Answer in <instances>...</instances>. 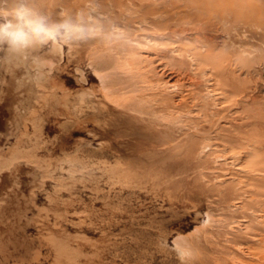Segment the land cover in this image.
<instances>
[{
  "label": "rangeland",
  "instance_id": "obj_1",
  "mask_svg": "<svg viewBox=\"0 0 264 264\" xmlns=\"http://www.w3.org/2000/svg\"><path fill=\"white\" fill-rule=\"evenodd\" d=\"M87 2L36 0L38 6L57 18L61 11H77ZM99 2L101 12L106 17L110 15L107 18L115 23L117 30L110 38L98 37L70 49L73 59L78 56L83 59L76 73L70 64L73 75H69L72 82L67 86L74 92L78 88L76 76L80 78L82 74L87 87L92 84L99 88V74H112V88L128 94L124 96L117 90L125 97L122 100L114 93L122 104L128 102L123 113L129 121L121 123L118 116L117 121L122 130L130 126L131 146L139 152L122 160L120 169L130 167L134 175L127 184L119 181V171L110 170L111 166L116 167L114 158L109 155L106 159L99 153L113 142L110 136L94 137L86 129L65 124L64 118L55 128H48L51 123L45 121L47 125L42 133L27 126L25 138H45L51 147V143L59 142V137H66L67 128L70 129L72 134L65 141L64 152L38 151L43 162L51 160V167L62 164L65 172L47 174L43 171L44 163L34 164L28 152L24 160L15 139L20 132L14 115L16 94L5 89L8 94L0 103V165H6L0 166V191L4 192H0V226H4L0 231L3 234L0 246L14 249L15 256L23 255L20 252L31 245L41 248V255L47 253L44 254L47 259L39 264L54 263L53 243L60 242L66 249L61 258L65 264L67 261L70 264H264V0ZM141 3L161 5L160 26L151 18L147 25L142 22L137 9L133 10ZM68 50L63 51L62 60ZM107 54H112V59ZM130 54L141 59L142 70L146 69L143 74L141 71L137 76L131 72L134 75H130L124 68L122 71L118 68L123 67L124 57ZM108 58L112 61L110 66H99ZM89 61L93 62L92 67ZM142 76L148 80L143 81L146 87ZM206 90L212 93L211 97ZM161 97L173 106L156 111ZM138 100L147 101L140 104ZM136 107H143L141 113ZM136 110L140 115L133 112ZM150 110L159 113L157 117ZM170 115L180 121L176 123L174 118L172 121ZM163 117H171L170 122H163ZM107 120L100 119L96 124ZM148 138L149 145L139 149L133 146L137 140ZM13 144L16 146L11 149ZM13 152L19 159L12 155L15 161L11 163L10 158L7 162L9 153ZM53 237L55 241L48 243ZM0 259L10 258L4 253Z\"/></svg>",
  "mask_w": 264,
  "mask_h": 264
},
{
  "label": "bare ground",
  "instance_id": "obj_2",
  "mask_svg": "<svg viewBox=\"0 0 264 264\" xmlns=\"http://www.w3.org/2000/svg\"><path fill=\"white\" fill-rule=\"evenodd\" d=\"M51 3H52V1H50ZM74 2V1H73ZM80 3V2H79ZM73 5H76V3L74 4V3H72ZM72 4H71V7H72ZM60 6H61V2H60ZM129 7H130V5H128ZM67 7H69V6H67ZM131 9H132V6H131ZM130 9V10H131ZM134 9H137V13L139 12L140 14L139 15H141L142 16V22L144 23V24H148L149 23V19L151 18V19H155V20H157L156 22V26L158 25V26H160V18H161V15L159 14V12H160V9H161V5L160 6H157V5H148V4H144V3H141L137 8H133V10ZM119 11V10H118ZM187 11V10H186ZM64 12V11H63ZM63 12L61 11V15L63 14ZM136 12V11H135ZM108 15V14H107ZM124 15V14H123ZM110 15H108L107 17H109ZM116 16V15H115ZM133 16V15H132ZM135 16V15H134ZM152 16V17H151ZM140 17V16H139ZM132 18V17H131ZM140 19V18H139ZM162 19V18H161ZM123 21V20H122ZM140 21V20H139ZM143 23H141V24H143ZM188 23H189V21H188ZM142 26V25H141ZM182 27V26H181ZM185 27H187V25L185 26ZM201 27V26H200ZM154 28V27H153ZM174 28H176V27H174ZM189 28V27H188ZM196 28V27H195ZM194 28V29H195ZM141 29V28H140ZM172 29V28H171ZM181 29V28H180ZM224 29V28H223ZM205 35V34H204ZM244 34H242V36H243ZM160 37V36H159ZM210 37V36H209ZM208 37V38H209ZM195 38V37H194ZM213 38V37H212ZM195 39H197V38H195ZM96 40V39H95ZM94 40V41H95ZM205 39H204V37H203V41H204ZM195 42H196V40H194ZM198 41V40H197ZM214 41V40H213ZM150 42V41H149ZM228 42H230V41H228ZM224 44H226L225 43V41L223 42ZM149 44V43H148ZM198 44H199V42H198ZM197 44V45H198ZM201 46V45H200ZM117 47V46H116ZM234 47V46H233ZM233 47H232V49H233ZM141 48H142V46H141ZM201 48H203V46L201 47ZM115 49V48H114ZM113 50V49H112ZM238 50H240V49H238ZM66 52V51H65ZM121 51H119V50H116V53L117 54H119ZM63 53V52H62ZM62 53L58 56V57H56L55 59H54V66H53V68L51 69V75H50V77L48 78V80H47V82H46V84L42 87V88H40V89H37V90H35V91H33V92H27V93H23V94H17V93H15L16 94V100H17V105H16V107H15V109H14V111H15V114L14 115H16V123H17V128L18 129H20V132H19V135L17 136V138H15L16 139V145H17V148H18V152L20 151V153H22V155L23 156H20V157H23V159L25 160V158H24V154H25V152H28V154H29V158H30V160L32 161V160H34V164L36 163V164H40V165H42L41 163H44L43 165L45 166H43L44 168H43V171L44 172H46L47 174H49V173H51V172H63L64 171V167L62 166V164H58L57 165V167H51V160L50 161H45V162H43V160H42V157L41 156H39V154H40V152H38V151H44V152H49V151H51V150H53L54 152H56V151H63L64 152V149H65V141L67 140V137H69L72 133H71V130L70 129H68L67 128V131H66V137H59V142H53V143H51L52 144V146L50 147V143L47 141V140H45V138L44 139H42V140H38L37 138H35V137H32L31 139H27V138H25V136H26V132H27V126H29V128L31 127L32 128V131H39L40 133H42V131H43V128L45 129V126L47 125H45V121L47 122V123H51L50 125H49V127L48 128H52V127H54L55 128V126L58 124V123H60V119L61 118H64V119H66V122H65V124L66 123H68L69 125H75L76 127H78L79 129H86V131L88 132V133H90V134H92V136H97V137H103V138H106V137H111V140H113V142H110L108 145H105V146H108V148L107 149H104L103 151H101V152H99L101 155H102V157H104V158H108V156H109V158L110 157H112V158H114V160H115V163H116V167H113L112 168V166H111V168H110V170L112 169V170H114V171H116V172H118L119 171V181H122L124 184H125V182H126V184H127V182L129 183L130 182V180L132 179L131 177H132V175H134L133 173H132V169L129 167H122L123 169H120L121 168V166H120V163H122L121 161L122 160H124V159H129V158H131V157H134L135 156V154H137V155H139V152L137 151V150H135L131 145L133 144L132 143V141H131V138H132V134L133 133H131V128H130V126H125L126 127V129H124V130H122L121 128H122V126H120V124H119V122L117 121V116L118 117H121L120 118V121H121V123H127L129 120H127L126 119V116H128V115H126V114H124L123 113V110H125V109H127L128 108V106L127 105H125L126 103H128V102H125V101H127V100H124V104H122L123 102H120V101H122L123 100V97L124 96H127L128 97V94L127 95H124L123 93V91H120L119 89H117L116 88V91H115V89H113L112 87V79H110V76L112 75V74H107V75H104V76H101L102 74H99L100 75V78H101V86L98 88H96V87H94V86H92V84L89 86V87H87L85 84H86V79L82 76V74H81V76H80V78H78V76H76V80H75V84L78 86V88L73 92V91H71V89L67 86V84L68 83H70V82H72L71 80H70V78H68L69 77V75H71L72 74V72H70L69 71V66H70V64H73V67H72V69H73V72L74 73H76V72H78L79 70H80V65H81V62H82V59H83V57H81V56H78V57H76L75 59H73V54H72V52H71V50L69 49L68 51H67V53H65L66 54V57L64 56V59L62 60ZM88 53H89V51H88ZM90 53L91 54H93V52L92 51H90ZM114 53V52H113ZM222 53H223V51H222ZM87 54V53H86ZM85 55V54H84ZM103 55H104V53H103ZM106 55V54H105ZM109 54H107V56H108ZM119 55H121V54H119ZM86 56H88L89 57V54L88 55H86ZM102 56V55H101ZM106 56V57H107ZM111 56H112V54L111 55H109V57L111 58ZM125 56V55H124ZM123 56V57H124ZM174 56V55H173ZM85 57V56H84ZM96 57V56H95ZM104 57V56H103ZM120 57V56H119ZM187 57H188V55H187ZM190 57V56H189ZM148 58V57H147ZM112 59V58H111ZM139 59V58H138ZM137 58H136V55H129L128 57H124V59H123V67L121 66V67H118V68H124L125 70H126V72H128L129 74H130V72L131 73H136L135 75L137 76L138 74L137 73H139V74H141V71H142V74H143V71H145L146 69L144 68V70H142L143 69V67H142V65L140 64L141 63V59H140V61L138 60ZM144 59V58H143ZM191 59V58H190ZM116 60H117V58H116ZM119 61V60H118ZM117 61V62H118ZM162 61V60H161ZM116 62V63H117ZM193 62V61H192ZM111 63H112V61L111 60H109V58L108 59H106V60H104V61H102L101 63H99V64H101V65H99V66H101V67H104V68H106L107 66H110L111 65ZM88 64L92 67L93 66V62L92 61H89L88 62ZM118 64V63H117ZM119 64H121V60L119 61ZM153 64H155V63H153ZM118 66V65H117ZM90 67V68H91ZM191 67V66H190ZM117 68V67H116ZM117 68V69H118ZM192 68V67H191ZM141 69V70H140ZM199 69V68H198ZM119 70V69H118ZM123 69H121L120 71H122ZM191 71H192V69H191ZM126 72H125V74H126ZM148 72V71H147ZM187 72H189V71H187ZM146 72H144V74H145ZM186 73V72H185ZM204 73V72H203ZM97 74V73H96ZM200 74H202V73H200ZM73 75V74H72ZM99 75L97 76V77H99ZM128 75V74H127ZM130 75H134V74H130ZM146 75V74H145ZM182 75H183V73H182ZM188 75V74H187ZM91 77V76H90ZM140 77H141V75H140ZM206 77V76H205ZM121 78H123V77H121ZM120 78V79H121ZM127 78V77H126ZM142 78H143V80H141L142 81V83H143V81L144 82H148V80L146 81V79H144V77L142 76ZM187 78V77H186ZM202 78V77H201ZM201 78H199L200 80L199 81H201ZM207 78V77H206ZM98 79V78H97ZM124 79H125V77H124ZM180 79V78H179ZM150 80V79H149ZM175 80V79H174ZM174 80H173V82H174ZM203 80V79H202ZM99 81V80H98ZM124 81V80H123ZM139 81H140V79H139ZM140 81V82H141ZM168 81V80H167ZM186 81V80H185ZM189 81H191V80H189ZM196 81V80H195ZM194 81V82H195ZM198 81V80H197ZM196 81V82H197ZM204 81V80H203ZM208 81V80H207ZM187 82V81H186ZM193 82V83H194ZM205 82V81H204ZM203 82V83H204ZM99 83V82H98ZM114 83V82H113ZM142 83L140 84V86L142 87ZM191 83V82H190ZM124 84V83H123ZM145 83H143V86L144 87H146V85H144ZM149 84H150V82L149 83H147V85L149 86ZM160 84V83H159ZM171 84V83H170ZM169 84V85H170ZM188 84V83H187ZM196 84V83H195ZM198 84V83H197ZM205 84V83H204ZM99 85H100V83H99ZM160 85H162V84H160ZM177 85V84H176ZM207 85H209V83L207 84ZM115 86H118V85H115ZM133 86V85H132ZM139 86V85H138ZM151 87L150 88H153L152 86H153V84L151 83V85H150ZM159 86V85H158ZM157 86V88H159ZM163 86V85H162ZM190 86V85H189ZM196 86V85H195ZM166 87H168L167 85H166ZM171 87V86H170ZM181 87V86H180ZM192 87V86H191ZM194 87V86H193ZM115 88V87H114ZM120 88V87H119ZM156 88V89H157ZM172 88V87H171ZM174 88V87H173ZM189 88V87H188ZM207 88V87H206ZM121 90L123 89V88H120ZM125 89V88H124ZM126 89H128L127 87H126ZM145 89H147V91H148V89H149V87H147V88H145ZM191 89V88H190ZM211 89V88H210ZM209 89V90H210ZM120 91V93H122L124 96L122 97L121 95H120V93H117L118 91ZM152 91H154L153 89H151ZM161 90H162V88H161ZM166 90V89H165ZM165 90H163V91H165ZM171 90H174V89H171ZM209 90H206V91H209ZM213 90V89H212ZM125 91V90H124ZM159 91V90H158ZM168 91V90H167ZM177 91V90H176ZM211 91V90H210ZM209 91V92H210ZM117 93L119 96H120V98L122 97V100H120V99H117L116 97H117V95L116 94H114V93ZM127 92V91H126ZM125 92V93H126ZM170 91H168V93H169ZM212 92V91H211ZM210 92V96L209 97H211V95H212V93ZM13 93V92H12ZM128 93V92H127ZM158 93H160V92H158ZM8 94V93H7ZM155 94H156V92H155ZM161 94V93H160ZM166 94V93H165ZM116 95V96H115ZM158 95V94H157ZM168 95V94H167ZM206 95V94H205ZM7 96V95H6ZM119 96H118V98H119ZM176 96V95H175ZM208 96H206V98L208 97ZM168 97V96H167ZM125 98V97H124ZM133 98H135V97H133ZM253 98V97H252ZM128 99V98H127ZM131 100V99H130ZM133 100H135V99H133ZM161 103L158 105V108L156 109V111H158V110H164V109H166V108H168V107H172L173 105H171V104H169V102H167V100L164 98V97H161ZM221 100V99H220ZM140 100H138V102H139ZM141 101H143V100H141ZM140 101V104L141 103H143V102H145V101H147V100H144L143 102H141ZM157 100H155V102H156ZM159 101V100H158ZM216 101V100H215ZM7 102H8V100H7ZM130 102H132V101H130ZM149 103H150V101H148ZM152 102H154V101H152ZM154 102V103H155ZM135 103V102H134ZM134 103H132V104H134ZM146 103V102H145ZM137 105H138V103H136ZM139 104V105H140ZM150 104H152V103H150ZM157 104V103H156ZM4 105V104H3ZM2 105V106H3ZM12 105V104H11ZM130 105H131V103H130ZM136 105V106H137ZM144 106H146L145 104H143ZM148 105V104H147ZM14 106V105H13ZM217 106V105H216ZM134 107V106H133ZM132 107V108H133ZM148 107V106H147ZM146 107V108H147ZM2 108H4V107H2ZM7 108H8V106H7ZM6 108V109H7ZM130 108V107H129ZM137 108V107H136ZM143 108V107H142ZM142 108H137V110L139 109V112H140V109H142ZM152 107L150 106L148 109H151ZM175 108V107H174ZM194 109V108H193ZM2 110V109H1ZM13 110V109H12ZM133 110H134V108H133ZM136 110V111H137ZM143 110V109H142ZM147 112H149V110H147V109H145ZM170 110H172V109H169V111ZM9 111V110H8ZM126 111V110H125ZM151 111V110H150ZM134 113H138V111L137 112H135V111H133ZM132 112V113H133ZM145 112V111H144ZM155 112V111H154ZM175 112V111H174ZM8 113V112H7ZM14 113V112H13ZM141 113V112H140ZM146 113V112H145ZM153 113V110L151 111V114ZM170 113L172 114L173 112H171L170 111ZM188 113V112H187ZM193 113V112H192ZM153 114H155V113H153ZM159 113H157V114H155V117H157L156 115H158ZM189 114H190V112H189ZM138 115H140L139 113H138ZM142 115V114H141ZM164 115V114H163ZM169 115V114H168ZM173 115V114H172ZM172 115H170L171 117H169L168 119H172V121H176V123H177V121H180V119L179 120H177L178 118H174ZM178 115V114H177ZM188 115V114H187ZM11 116V115H10ZM13 116V115H12ZM166 116V115H165ZM174 116H175V113H174ZM191 116H193V115H191ZM15 117V116H14ZM140 117H142V116H140ZM155 117H153L154 119H155ZM161 117V116H160ZM167 117V116H166ZM166 117L164 118H162V119H164V121L163 122H166L168 119H166ZM178 117V116H177ZM9 118V117H8ZM7 118V119H8ZM158 118H159V116H158ZM173 118H174V120H173ZM100 119H108L106 122H104V123H102V124H96V122L97 121H99ZM152 119V118H151ZM160 119V118H159ZM159 119H157L158 121H159ZM156 120V119H155ZM161 120V119H160ZM166 120V121H165ZM169 122H170V120H168ZM182 121V120H181ZM7 122V121H6ZM12 122V121H11ZM172 123V122H171ZM175 123V122H174ZM175 123V124H176ZM179 123V122H178ZM9 124V123H8ZM11 124V123H10ZM117 124H119V125H117ZM167 124H168V122H167ZM170 124V123H169ZM173 124V123H172ZM174 124V125H175ZM178 125V124H177ZM176 125V126H177ZM6 126V125H5ZM11 126V125H10ZM181 126V125H180ZM15 127V126H14ZM9 128V127H8ZM7 128V129H8ZM184 128V127H183ZM12 129V128H11ZM15 129V128H14ZM10 130V129H9ZM16 130V129H15ZM8 131V130H7ZM10 132V131H9ZM8 132V133H9ZM5 133H7V132H5ZM1 134V133H0ZM11 134V133H10ZM5 135V134H4ZM1 136V135H0ZM91 136V135H90ZM5 137H9V135L7 136V135H5ZM14 139V140H15ZM6 141V140H5ZM18 141V142H17ZM8 142V141H7ZM151 142V140L148 138V139H143V140H137L136 141V143L133 145V146H136V147H138V149L139 148H142V146H144V145H149V143ZM4 143V142H3ZM41 144V145H40ZM14 145L15 144H13V146L12 147H10L11 149H13L14 148ZM15 145V146H16ZM76 147H78V146H76ZM85 147H87V146H85ZM205 147V146H204ZM2 148V147H1ZM1 148H0V150H1ZM6 148H7V146H6ZM10 148L8 147V151L10 150ZM52 148V149H51ZM89 148V147H88ZM87 148V149H88ZM86 149V148H85ZM228 149V148H227ZM7 150V149H6ZM27 150V151H26ZM79 150H81V149H79ZM106 150V151H105ZM7 152V151H6ZM10 152V151H9ZM17 154H18V152L17 151H15ZM80 152V151H79ZM79 152H77V153H79ZM85 152H86V150H85ZM0 153H2V152H0ZM14 153V152H13ZM10 154L9 153V155H8V158L6 159V161L7 160H9L10 161V158H12L13 156L12 155H15V157H16V155L17 154ZM201 153V152H200ZM227 153V152H226ZM202 154H203V151H202ZM223 154H225V153H223ZM25 155H27V154H25ZM81 155H84V150H82V152H81ZM81 155L79 156V157H81ZM201 155V154H200ZM218 155V154H217ZM245 155V154H244ZM64 156V155H63ZM219 156V155H218ZM15 157H14V160H13V158L11 159V163L13 162V161H15ZM49 157H51L50 155H49ZM91 157H94V155H92V156H90V158ZM238 157V156H237ZM236 157V158H237ZM2 158V157H1ZM5 158V157H4ZM4 158H2V160L4 159ZM67 158H69V157H67ZM82 158H84L83 156H82ZM218 158V157H217ZM229 158V157H228ZM239 158H240V156H239ZM242 158V157H241ZM19 158H17L16 157V160H18ZM27 159V158H26ZM77 159V158H76ZM81 159V158H80ZM93 159V158H92ZM100 159V158H99ZM222 159V158H221ZM220 159V160H221ZM1 160V159H0ZM22 160V159H21ZM46 160V159H45ZM216 160V159H215ZM224 160V159H223ZM235 160V159H234ZM233 160V161H234ZM236 160H238V158L236 159ZM235 160V161H236ZM5 161V160H4ZM4 161H1V162H4ZM6 161H5V163H6ZM23 161V160H22ZM31 161H30V165L31 164H33V163H31ZM94 161V160H93ZM98 161V160H97ZM104 161V160H103ZM8 162V161H7ZM26 162V161H25ZM68 162H69V160H68ZM215 162V161H214ZM16 163V162H15ZM64 163H67V162H64ZM70 164H74V162H69ZM232 163V162H231ZM4 166H6L4 163H2ZM77 165H78V163H76ZM233 164V163H232ZM2 165V166H3ZM39 165V166H40ZM66 165H68V164H66ZM76 165V166H77ZM92 165H94V164H92ZM112 165V164H111ZM117 165H118V167H117ZM1 166V165H0ZM1 166V167H2ZM3 166V167H4ZM70 166H72V165H70ZM74 166V165H73ZM72 166V167H73ZM9 167H10V164H9ZM14 167V166H13ZM35 167H37L36 165H35ZM42 167V166H41ZM68 167V166H67ZM79 167V166H78ZM85 167V166H84ZM6 168H8V167H6ZM10 168H12V166L10 167ZM15 168V167H14ZM69 168V167H68ZM63 169V170H62ZM74 169H76V168H74ZM82 169V167L80 166V170ZM108 169V168H107ZM4 170H6V171H8V169H4ZM62 170V171H61ZM69 169H67V171H68ZM71 170V169H70ZM69 170V171H70ZM86 170V169H85ZM109 170V169H108ZM11 171V170H10ZM15 171V170H14ZM72 171V170H71ZM74 171H77V170H74ZM82 171H84V170H82ZM9 172V171H8ZM65 172V171H64ZM106 172V171H105ZM111 172V171H110ZM0 173H1V171H0ZM3 173V172H2ZM15 173H17V172H15ZM9 173H7V175H8ZM62 174V173H61ZM68 174H70V172H68ZM71 174H73V172L71 173ZM45 176V175H44ZM73 176V175H72ZM66 177V176H65ZM108 177V176H107ZM113 177V176H112ZM40 178H43V177H41L40 176ZM71 178V177H70ZM48 179V178H47ZM51 179V177L49 178V180ZM53 179V178H52ZM72 179H74V178H72ZM112 179V178H111ZM43 180V179H42ZM54 180V179H53ZM56 180V179H55ZM61 180H64V179H62L61 178ZM116 180H117V178H116ZM68 181V180H67ZM71 181V180H70ZM76 181V180H75ZM64 182V181H63ZM37 183V182H36ZM59 183V182H58ZM120 183V182H119ZM38 184V183H37ZM61 184V183H60ZM116 184H118L117 182H116ZM4 185V184H3ZM18 185V184H17ZM35 185V184H34ZM72 185V184H71ZM120 185V184H119ZM55 186V185H54ZM68 186V185H67ZM66 186V187H67ZM6 187V186H5ZM16 187V186H15ZM14 187V188H15ZM21 187H22V185H21ZM32 187H35V186H32ZM31 187V188H32ZM36 187H38V186H36ZM136 187V186H135ZM60 188H61V186H60ZM65 188V187H64ZM63 188V189H64ZM92 188V187H91ZM94 188V187H93ZM3 189V188H2ZM16 189V188H15ZM18 189H19V187H18ZM30 189V188H29ZM58 189H59V187H58ZM63 189H61V190H63ZM73 189V188H72ZM128 189V188H127ZM131 189H133V188H131ZM253 189V188H252ZM17 190V189H16ZM31 190H34V188L33 189H31ZM31 190H29V191H31ZM9 191V190H8ZM13 191V190H12ZM64 191V190H63ZM69 191V190H68ZM131 191V190H130ZM0 192H3V191H0ZM10 192V191H9ZM16 192V191H15ZM20 192V191H19ZM4 193V192H3ZM8 193V192H7ZM13 193V192H12ZM12 193H10V195L12 194ZM31 193V192H30ZM74 193V192H73ZM29 194V193H28ZM30 195V194H29ZM33 195V194H32ZM7 196V198H8V195H6ZM53 196H55V195H53ZM245 197V196H244ZM11 198H12V196H11ZM25 199V198H24ZM31 199V198H30ZM62 199V198H61ZM11 201L13 200V199H10ZM17 200V199H16ZM59 200V199H58ZM13 201H15V200H13ZM28 201H30L29 199H28ZM27 201V202H28ZM2 202L3 201H1V204H2ZM26 202V201H25ZM57 202V201H56ZM62 202V201H61ZM185 203V202H184ZM4 204V203H3ZM8 204V203H7ZM15 204V203H14ZM31 205H32V203H30ZM9 205V204H8ZM12 205V204H11ZM57 205V204H56ZM235 205V204H234ZM4 206V205H3ZM10 206V205H9ZM28 206V205H27ZM32 207V206H31ZM33 207H35L34 205H33ZM18 208V207H17ZM28 208V207H27ZM30 208V207H29ZM7 210V209H6ZM3 211V210H2ZM262 211V210H261ZM19 212H20V210H19ZM12 213V212H11ZM16 213V212H15ZM2 214V213H1ZM23 214V213H22ZM7 215V214H6ZM5 215V216H6ZM17 215H19V214H17ZM21 215V214H20ZM45 215V214H44ZM255 215V214H254ZM253 215V216H254ZM264 216V215H263ZM0 217H1V215H0ZM37 217V216H36ZM17 218H18V216H17ZM16 218V219H17ZM38 218V217H37ZM46 218V217H45ZM258 218V217H257ZM261 218V217H260ZM263 218V217H262ZM23 219V218H22ZM25 219V218H24ZM23 219V220H24ZM48 219V218H47ZM256 219V218H255ZM1 220L2 219H0V222H1ZM26 220V219H25ZM262 220V219H261ZM27 221V220H26ZM263 222H264V220H262ZM14 222V221H13ZM17 222V224L18 223H20V221L18 222V221H16ZM25 222V221H24ZM2 223V222H1ZM1 223H0V225H1ZM257 223V222H256ZM5 224V223H4ZM7 224H8V222H7ZM10 224H12L11 222H10ZM3 225V224H2ZM6 225V224H5ZM14 225V224H13ZM13 225H11V226H13ZM20 225V224H19ZM25 225V224H24ZM23 225V226H24ZM40 225V224H39ZM8 226V225H7ZM10 226V225H9ZM15 226V225H14ZM26 226V225H25ZM4 227V226H3ZM3 227H1L0 226V231L2 230V228ZM16 227V226H15ZM21 227V226H20ZM18 228H19V226H18ZM10 229V228H9ZM12 230H13V228H12ZM14 230H15V228H14ZM232 230V229H231ZM242 230V229H241ZM7 231V230H6ZM9 231V230H8ZM16 231V230H15ZM2 232V231H1ZM46 232V231H45ZM3 233H4V231H3ZM12 233V231L10 232V234ZM15 233V232H14ZM48 233V232H47ZM8 234V233H7ZM20 234V233H19ZM18 234V235H19ZM0 235H1V233H0ZM3 235V234H2ZM1 235V236H2ZM9 235V234H8ZM15 235V234H14ZM17 235V234H16ZM67 235V234H66ZM39 236V235H38ZM263 236V235H262ZM11 237V236H10ZM13 237V236H12ZM50 237H51V235H50ZM8 238V237H7ZM23 238V237H22ZM4 239V238H3ZM16 239V238H15ZM58 239V238H57ZM261 239V238H260ZM44 241H45V239H43ZM48 240H51V238H49ZM47 240V242L49 243H53V241H55L54 240V237H53V239L51 240V241H48ZM11 241H13V238H12V240ZM5 242H6V240H5ZM19 242V241H18ZM66 242V241H65ZM7 243V242H6ZM8 243H10L11 244V242H10V240L8 241ZM23 243V242H22ZM21 243V244H22ZM57 243H58V241H57ZM61 243V242H60ZM56 244V243H53V246L55 245V247H54V254L53 255H55L56 256V258H54L55 260H54V263L53 264H63L64 262H62L61 260V258L63 257V255H65V247L64 246H62L61 244ZM1 244V243H0ZM6 245V244H5ZM3 246V245H2ZM21 246V245H20ZM248 247V246H247ZM262 247V246H261ZM53 248V247H52ZM179 248H181V247H179ZM40 249V250H39ZM221 249V248H220ZM248 249V248H247ZM26 250V251H25ZM25 250H22L23 252H20L21 254L23 253V255H19V256H15L14 254H17V251H15L14 249H12V248H10L9 247V249H7V248H5V246L4 247H1L0 246V253L1 254H6V257H9L10 259H9V261H11L12 263H9V261H7V260H1L0 259V264H32L33 262L32 261H34V262H37L38 264L40 263V262H42V261H44V260H46L47 259V257L44 255V254H47V253H44L43 255H41V252L43 251V249H41V248H38V247H34L33 245H31V247H28V248H26ZM242 250V249H241ZM249 250V249H248ZM252 250V249H251ZM70 251V250H69ZM254 251V249L252 250V252ZM255 252H256V250H255ZM254 253V252H253ZM258 253H260V252H258ZM0 254V255H1ZM66 254H68V252L66 253ZM260 254H262V252L260 253ZM69 255V254H68ZM250 255V254H249ZM251 255H253V254H251ZM255 255V254H254ZM253 255V256H254ZM259 256V255H258ZM257 256V257H258ZM5 257V256H4ZM68 257V256H67ZM260 257V256H259ZM263 257V256H262ZM261 258V257H260ZM259 258V259H260ZM52 259V258H51ZM66 259V258H65ZM197 260V259H196ZM69 261H70V259H69ZM71 262V261H70ZM241 262V261H240ZM68 263V261L66 262V264ZM51 264V263H50ZM65 264V263H64ZM68 264H70V263H68ZM218 264V263H217ZM249 264V263H248Z\"/></svg>",
  "mask_w": 264,
  "mask_h": 264
},
{
  "label": "clouds",
  "instance_id": "obj_3",
  "mask_svg": "<svg viewBox=\"0 0 264 264\" xmlns=\"http://www.w3.org/2000/svg\"><path fill=\"white\" fill-rule=\"evenodd\" d=\"M100 7L99 0H88L57 18L36 0H0V103L5 89L23 94L42 88L66 49L110 38L117 28Z\"/></svg>",
  "mask_w": 264,
  "mask_h": 264
}]
</instances>
